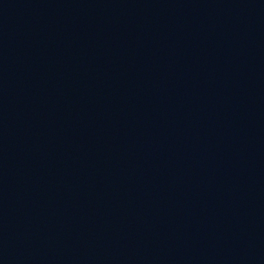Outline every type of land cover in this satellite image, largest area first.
<instances>
[{"label":"water","instance_id":"95a60500","mask_svg":"<svg viewBox=\"0 0 264 264\" xmlns=\"http://www.w3.org/2000/svg\"><path fill=\"white\" fill-rule=\"evenodd\" d=\"M264 241V0H48Z\"/></svg>","mask_w":264,"mask_h":264}]
</instances>
